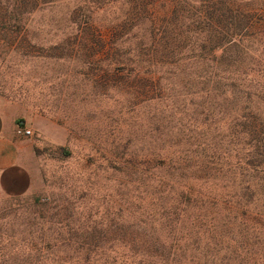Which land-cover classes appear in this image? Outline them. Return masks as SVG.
Masks as SVG:
<instances>
[{"label":"trees","instance_id":"1","mask_svg":"<svg viewBox=\"0 0 264 264\" xmlns=\"http://www.w3.org/2000/svg\"><path fill=\"white\" fill-rule=\"evenodd\" d=\"M62 5L92 43L72 52L99 53L189 135L162 131L143 205L109 231L0 236V264H264V0H0V43Z\"/></svg>","mask_w":264,"mask_h":264},{"label":"rangeland","instance_id":"2","mask_svg":"<svg viewBox=\"0 0 264 264\" xmlns=\"http://www.w3.org/2000/svg\"><path fill=\"white\" fill-rule=\"evenodd\" d=\"M66 7H45L21 37L0 43V128L13 130L33 174L24 195L0 190V236L14 235L13 244L31 234L109 231L119 213L128 218L143 205L142 161L162 131L177 142L189 135L179 134L175 111L147 103L99 53L72 52L92 43L75 40ZM20 125L32 135H19Z\"/></svg>","mask_w":264,"mask_h":264},{"label":"crops","instance_id":"3","mask_svg":"<svg viewBox=\"0 0 264 264\" xmlns=\"http://www.w3.org/2000/svg\"><path fill=\"white\" fill-rule=\"evenodd\" d=\"M33 174L21 159V142L13 130L0 128V190L8 196H21L31 188Z\"/></svg>","mask_w":264,"mask_h":264},{"label":"built area","instance_id":"4","mask_svg":"<svg viewBox=\"0 0 264 264\" xmlns=\"http://www.w3.org/2000/svg\"><path fill=\"white\" fill-rule=\"evenodd\" d=\"M17 132L19 135H23V136H31L32 135V131L23 125H20L18 127Z\"/></svg>","mask_w":264,"mask_h":264}]
</instances>
